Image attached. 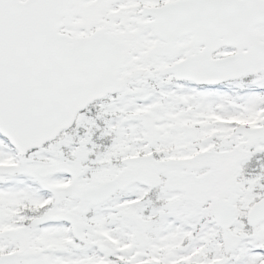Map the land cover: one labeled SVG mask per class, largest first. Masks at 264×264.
<instances>
[{"label": "snow or ice", "instance_id": "1", "mask_svg": "<svg viewBox=\"0 0 264 264\" xmlns=\"http://www.w3.org/2000/svg\"><path fill=\"white\" fill-rule=\"evenodd\" d=\"M0 264H264V0H0Z\"/></svg>", "mask_w": 264, "mask_h": 264}]
</instances>
